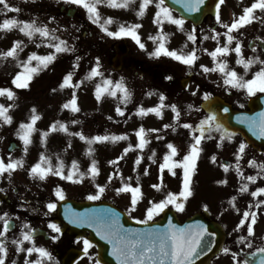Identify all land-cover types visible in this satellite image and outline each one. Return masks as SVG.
<instances>
[{"label": "snow or ice", "instance_id": "obj_1", "mask_svg": "<svg viewBox=\"0 0 264 264\" xmlns=\"http://www.w3.org/2000/svg\"><path fill=\"white\" fill-rule=\"evenodd\" d=\"M35 2V0H32ZM225 0H218L215 4V24L219 25L223 31H217L215 28L210 29L211 36H204V40L211 38L216 41V46L209 51L207 48L198 49L195 46L190 51H184L183 48L176 50L170 49L167 45L171 33L164 31L165 24L173 25L180 31H185L186 20L183 15H174V9L169 7L166 0H139L138 10L133 8L137 5V0H56V3H63L66 5H74L85 11L88 21L99 27L105 36L113 39H121L129 37L133 40L141 50L147 51L146 44L142 42L139 30L142 24L138 22L133 23H117L111 17H103L100 11L101 6H106L112 9H131L135 11L136 17L142 19L150 6L154 5L155 12L152 23L157 26L158 31L155 35H149L148 39L152 41L153 50L148 52L150 58L159 59L161 57L170 58L173 61L179 62L182 65L192 68L199 60V51L207 53L213 62L212 67L200 65V68L205 74L218 73L222 80V86L228 90L243 91L247 97H254L257 93H264V58L256 55V50L253 48V55L245 56L242 48V42L238 38L243 35L241 29L253 24L254 21H259L264 24V0H252V2L243 7L241 14L234 15L230 22L223 21L221 17V5ZM173 4L179 5L184 12L188 14L201 12L205 5V0H172ZM21 9L18 6H13L10 0H0V16L4 17L0 21V32L8 33L18 31L23 34L27 41L35 43L38 39L39 43H35L36 48L42 45L49 49L46 54H38L36 51L30 52L26 58L21 59V53L24 52L27 44L25 40L13 41L11 47L7 50H0V63L12 62L19 71H16L11 79V85L17 90H29L33 84L34 79L45 70H48L51 65L58 59L60 54L74 52L75 48L69 45L67 40L61 39L57 34V28H50L47 23L39 22L38 19L32 18L27 21L18 19L16 17H8V13H19ZM259 13V15L257 14ZM54 19V18H53ZM117 23L115 30L110 29V25ZM75 27V26H74ZM188 42L192 45L197 43V27L193 25L190 31L186 33ZM259 39V37H257ZM187 47V44L184 46ZM235 53L236 65L242 66L243 74L238 73L235 68L230 67L227 57ZM81 57H76V62L73 64V71H69L62 78L59 84L60 90L71 89L70 98L62 104L64 110H68L73 114L81 112L78 105V96L76 89H79L85 82L97 81L94 84V97L96 101L102 102L106 97L116 98L119 104L115 108L118 116L125 115L124 108L119 105L127 106L133 98V92L129 87L126 78L121 76L119 79H113L111 75H106L102 68V61L99 56L94 60L90 69L86 72L83 79L75 82L73 77L76 75L75 70L79 68V61ZM255 71H252L253 68ZM250 74V78L249 77ZM165 79L172 80V76H166ZM199 90L192 92L196 95ZM57 89H53V92ZM153 93L149 92L148 95ZM0 97L12 101L8 105L0 103V126L13 123V117L10 114V109L14 107V102L17 99V92L13 87H0ZM159 103L154 107H138L135 115L145 117L149 114H155L156 117H163V110L170 108L174 114L173 124H165V129L171 128L173 131L176 127H182L189 130L191 142L189 143L185 154L180 156L178 146L172 142L166 144V153L162 156V162L159 163V182L150 185L157 192L164 191L166 185L164 184L163 175L165 171L172 176L177 175V169L181 170V180L178 191H166L162 199L148 200L144 207L143 218H137L134 213L138 211L139 205L144 198L140 184V176L137 175L135 184L131 182V177H124L120 174L119 169L114 171L107 177V182L103 185L95 183L96 178L100 175V168L96 159L91 160V164L86 170H80V164L73 160L70 167L66 166L60 156H56V162L42 152L39 156L38 162L31 165L28 169V175L33 180L41 182L46 181L50 176L58 177L61 180L69 181L71 183H83L85 179H90L94 184V190L89 192L86 196L88 201H99L101 197L108 190V185L113 182V179L119 180V186H115L112 190L116 196L125 195L129 199L126 210L129 217L137 224L149 225L154 218L166 209L174 208L177 212H184L186 202L193 196V177L197 171V162L201 158L204 151L202 142L205 140L217 139V147L222 148L225 142H231L236 137L237 133L232 131L230 125L225 123L215 110L209 108L206 114L198 123H181L182 112L176 104L165 103L167 97L163 93L158 94ZM202 99L205 102L212 100V94L205 92ZM243 107V105H240ZM188 110L199 112L200 109L194 108L192 104L187 105ZM224 113H229V108H223ZM41 117L37 113V109H31V115L27 122L20 123L16 130V136L23 144V152L28 153L30 145L33 143V135L39 129L36 127L37 121ZM108 120H112L109 116ZM237 122L247 125L248 130L253 136L264 139V112L258 113L256 116H238ZM80 121L73 119L72 125L79 124ZM160 129L152 128L145 129L143 126L135 131L137 143L135 148L143 152L145 147L150 143V134L158 133ZM61 132L69 136L79 137L87 145L86 155L94 157V145L98 143H117L128 139L127 135L116 134H97L94 136L85 135L82 131L72 132L69 125L56 120L52 123L47 131L40 133V142L42 145L47 144V139L51 133ZM157 140H163L164 137L157 135ZM3 137H0V141ZM248 144L244 141L239 142L235 149V170L236 174L245 181L239 187L240 193L249 192V183H255L258 178L264 179V163H257L255 159L248 161V165L257 169L256 175H245L241 168V161L246 155ZM71 143L68 148H71ZM9 149L7 157L0 156V179L7 178L9 183L12 182L13 174L17 170L24 169L25 161L21 158H14L12 151ZM130 150H133V145L129 144L124 148L123 155L118 156L114 160H110L109 164L118 165L119 161L124 159ZM156 153L153 151L152 155L148 157L153 163H156ZM179 157V158H178ZM143 157L138 155L135 164L139 166ZM211 160L216 162V155H212ZM225 172H228L232 165L222 164ZM148 169H144V175H148ZM226 184V180L220 181ZM0 188V192H4ZM251 197L257 198L264 196V187H257L255 191L250 192ZM54 196L57 201L65 200L64 189L57 186L54 189ZM236 197L229 200V205L240 212L236 207ZM264 206V199L256 200L254 204L248 206V210L243 211L242 217L236 226V231H239L246 226L247 236H239L237 243H245L250 237L254 236L253 226L257 223V212L252 209H260ZM48 212H54L57 208L56 202H48L46 204ZM204 210L208 208L205 205ZM47 214V213H46ZM65 215L69 223L84 227L93 228L102 240L111 245V255L115 258L117 264H195V259L198 258L205 250L211 251L212 241L205 240V237H213L215 233L210 232L205 224L197 223L185 225L183 227L173 224L169 220L164 228L147 227L143 230L125 228L120 222V214L112 208L88 209L84 212H76L70 207H66ZM0 221H3L2 230H0V264H6L9 259V247L6 243L7 233L11 228V220L8 214L0 215ZM247 222V223H246ZM48 227L54 233H60L61 228L57 224H49ZM35 229L31 228L29 224L24 223L20 233V237L11 240V244L15 246L16 253H25L24 264H59L55 261L52 252L43 246H37L34 240ZM53 241L59 239L57 235L51 237ZM25 242L30 246L24 247ZM83 254L88 256L89 249L93 247L90 240L84 239ZM248 247L251 244L248 243ZM225 254L230 252V249L225 247L222 250ZM259 253L264 254V247L258 248ZM35 254V259H30ZM255 256V253H252ZM232 260L235 264H240L237 253L231 252ZM12 264H16L12 261ZM94 264H100L99 260H95ZM244 264H248L244 261ZM258 264H264V255H261Z\"/></svg>", "mask_w": 264, "mask_h": 264}, {"label": "flooded vegetation", "instance_id": "obj_2", "mask_svg": "<svg viewBox=\"0 0 264 264\" xmlns=\"http://www.w3.org/2000/svg\"><path fill=\"white\" fill-rule=\"evenodd\" d=\"M137 2H139V0H137ZM10 3L13 6H16V0H10ZM71 7H73L75 11L73 17H68V10ZM109 11L110 8L107 7V12ZM154 12L155 8L154 5H152L146 12L145 16L137 21L142 24V28L139 32L142 31L140 32V35L142 42L146 44L147 51L141 50L129 37L117 39L116 42L124 41L127 45V52L119 61L117 60V53L114 50L113 43L112 47L103 44V39L99 37V35H104L103 32H101L98 26L88 21L85 11L77 6L56 3V0H35V2H32L31 0L29 11L26 12V14L23 12H21V14L10 12L8 13V17H16L19 19V16H22V20L25 21L36 18L39 22L47 23L50 28H57L58 34L62 35L63 38H65L67 30L71 31L76 38V42L72 45L74 46L75 51L68 53V56L60 54L61 56L59 57L62 58L64 64L71 61L75 62L77 56L81 57L79 61L80 66L76 69V73L79 79H83L86 72L94 63L95 58L99 56L102 61V68L106 75L110 74L113 79H119L121 76L126 78V81L133 92L132 99L136 100L138 106L142 105L141 100L147 99L151 96L148 95L149 92L155 94L164 84L167 89L173 90V104H176L182 112L181 123H184L182 122L184 120L183 117H185L186 121H191L188 123L193 124L198 123L199 120L203 118L207 111L202 109L200 105L204 101L202 97L205 92H210L212 94V99L217 98L221 100L232 110L237 112L247 111L249 102L252 100L264 99V93H257L254 97H247L243 91H228L222 86V80L218 73L205 74L200 68V65L212 67L213 62L211 57L203 51L198 52L199 60L192 68H188L187 66L167 57H161L159 59L150 58L148 52L153 50L154 45L152 41L148 39V36L155 35L158 31L157 26L152 23ZM241 12L242 11H235L228 13L221 11V17L223 21L230 22L234 15L238 16ZM109 13L111 14V12ZM257 14L259 15V13ZM174 15L176 14L174 13ZM0 21L2 20L0 19ZM195 26L197 27L196 45H192L191 42L187 41L186 33L191 30L193 24L186 22L185 31L183 33L178 31L175 26L170 25V43L167 46L170 49L179 50L181 49L179 45L187 44V47L184 49L186 52L190 51L194 46L198 49L207 48L209 51L213 50L216 46V41L211 38L204 40L203 37H210V29L212 28H215L217 31H223L219 25L215 24V15L212 17H205ZM110 29L113 30L111 27ZM241 32L243 35L238 38L242 42V48L246 58L253 55V48L256 50V55L264 58V24H261L259 21H254L253 24L241 29ZM257 37H259V39H257ZM15 40L16 31H12L10 43L7 44L6 40L2 39L0 50H3L2 48L7 50ZM28 47H25L26 51L32 52L33 49ZM48 51L49 50L45 47L42 49L44 54ZM227 59L230 67L235 68L238 73L243 74L244 70L242 66L236 65L235 63V53H231ZM11 63L12 62L0 63V87H13V90L17 92V99L14 102L15 107L18 100V90L14 89V86L11 85V79L16 71L12 72V69H10V71L7 72V68L10 67ZM255 70L256 68L254 67L252 71ZM166 76H172L173 79L167 80L165 79ZM187 77L189 78L187 89L183 90L181 88V80ZM248 78H250V74ZM197 86H199L197 94L192 95V92L197 90ZM25 94L26 95H23L22 97H28L31 95L28 92ZM193 100L201 101L198 104L197 102L193 104ZM2 101H5V103L8 104L13 103L4 97H0V103H2ZM189 104H192L194 108L200 109V111L196 112L188 110L187 105ZM240 105H243V107ZM137 108L133 109L134 113ZM256 108L261 109L263 107L258 105ZM12 109L13 108L10 109V112H12ZM163 111L170 113L172 116L171 124H173L174 114L171 112L170 108H166ZM178 128L183 130L182 127ZM10 130L12 131L13 129ZM171 133L173 141L172 129ZM0 137H3V140L0 141V156L6 158L9 145L14 141V135H5L2 125L0 126ZM217 139L205 140L202 142L204 151L197 162V171L193 178L206 179L208 180L207 184L213 179L214 183L219 185V187L204 189H200V187L198 189L193 188L194 194L190 197L191 202L186 203L184 212H177L171 207L169 209L175 213L176 217L181 222L192 218L195 215H201L202 222L209 226L208 228L210 232L215 233L213 237H205L206 241H212L211 251L206 250L201 254L195 259V264H235L232 260L231 252L237 253L240 264H244V261H246L244 256H251L248 264H258L260 256L264 254L259 253L257 249L264 247V240L261 239L259 235H254L243 244L237 243L239 236H247V232L246 226L239 231H236L235 229L242 217L243 211L248 210V206L254 204L256 200L264 197L260 196L253 198L250 195V192L255 191L257 187H264V182H261L259 186L254 187L247 193H240L237 189L226 191L225 188L231 178L230 175H232L235 180H238L239 178L235 170L236 161L234 153L239 142H245V140L241 135L237 134L233 141L225 142V145L222 148H218ZM247 150L255 156L264 157L261 155L263 151L262 149L261 151L253 150L248 146ZM220 152H223L224 158L218 159ZM12 155L14 158H17L15 151L12 152ZM212 155H216L217 157L215 163L211 160ZM222 161L228 162L229 165H232L228 172H225L223 167H221ZM206 170H210L211 174L206 173ZM176 171L177 175L173 176V178H181V170L177 169ZM221 173H223V175H221ZM222 180H226L227 183H220ZM0 188L5 190L4 192H0V215L7 213L12 225L7 233L6 243L9 247V259L6 260V264H12V261H15L16 264H24L25 253H16L15 246L11 244V240L20 237L24 223L29 224L31 228L35 229L34 240L36 241L37 246H43L51 251L55 261H58L59 264H94L95 260H99V248L105 251L101 239L90 236L87 231L82 232L80 226L72 224L74 230L67 232L65 226H68L69 224H67L68 221L65 218L66 215L63 214L58 216L57 211L61 202L72 200L77 204H81L83 201H88L86 198H80L75 194H67V190L64 189L65 200L57 201L54 196L55 188L51 185L48 179L43 182L33 180L28 173H23L18 170L13 174L11 183H9L7 178L0 179ZM201 190L207 191L208 195L212 197V200L217 202L207 201L205 199H202L201 202H192L194 201V196H196L198 191L200 192ZM150 191V189H142L144 199L143 202L140 203L138 211L134 213L137 218H143L144 207L148 200L160 199V194L157 193L156 190L153 194H151ZM171 191H173V189ZM113 192L112 189H108L99 201L89 202L97 203L105 201L110 203L115 208L124 212L130 219L126 210V205L129 203L128 197L125 195L117 196L120 201L119 203ZM234 196L236 197V207L240 209L239 213L228 203ZM242 200L247 201L245 204H242ZM48 202L57 203V208L54 212H48L46 207ZM205 205L208 208L207 211L204 210ZM252 210L257 212V223L253 226L254 231L257 227L264 231V224L260 223L264 209L261 207L260 209L253 208ZM161 215L162 213L156 216L150 224L157 222L161 218ZM227 215H232V219H227ZM210 222L212 225H208L211 224ZM52 223L60 226V233H54L48 227V225ZM2 226L3 221H0V230H2ZM53 235H57L59 239L53 241L51 239ZM84 239L90 240L93 244V247L89 249L88 256H84L82 251V241ZM98 240L101 241L100 246L98 245ZM248 243L251 244V247H248ZM27 246L30 245L25 242L24 247ZM225 247L230 249L228 254H225L222 251ZM252 253H255V256H253ZM105 256H107L106 252ZM35 258V254L30 257V259ZM100 264L107 263L100 262Z\"/></svg>", "mask_w": 264, "mask_h": 264}, {"label": "rangeland", "instance_id": "obj_3", "mask_svg": "<svg viewBox=\"0 0 264 264\" xmlns=\"http://www.w3.org/2000/svg\"><path fill=\"white\" fill-rule=\"evenodd\" d=\"M31 3V0H16V6H18L21 9V12L25 13L29 11V5ZM232 3V0H225V7H229L230 4ZM101 8V13L103 17H111L113 18L117 23H133L137 22L140 18L136 17L135 11L131 9H112L110 8L111 14L107 12V7L102 6ZM133 8H136L138 10V2L137 5H134ZM230 11L229 9H227ZM26 14V13H25ZM232 14V13H231ZM233 16V15H231ZM4 17L0 16V19L2 20ZM117 23L112 24L114 27H117ZM142 32V31H140ZM9 33V32H8ZM19 33V32H18ZM4 34L3 32H0V35ZM20 35L23 36V34L19 33ZM58 34V32H57ZM8 35V34H7ZM6 35V37H7ZM59 35V34H58ZM68 37H65L64 39L67 40V42H70ZM108 43L107 45L109 46L111 41H113V38L107 37ZM21 40V39H19ZM2 39H0V44ZM169 44V43H168ZM180 48L185 49V45H179ZM4 50V48H2ZM63 55H68L67 53H64ZM61 56V55H59ZM22 59V57H21ZM53 70L52 67H50V70H45L39 74L35 78V80H38L35 82L34 86H31V88H34L32 91L33 95H30L29 98H35L36 97V91L40 89V87L46 88L47 86L51 85L52 78L54 79H59L63 77L62 74V67L58 66L57 64H53ZM62 68V69H61ZM72 68V67H71ZM70 68V69H71ZM9 69H12L13 71L19 70L18 67L15 66L14 63H11ZM69 69V68H66ZM63 71L67 73L64 69ZM55 76V77H54ZM54 81V80H53ZM61 83V82H60ZM58 83L53 89H57V91L52 92V96L50 98L49 102H43L44 99H41L40 101H24V102H18V104L13 107L11 115L13 117V126H16L18 129L20 123L27 122L28 119L30 118L31 115V109L35 107L37 109V113L40 115L41 119L37 121L36 127L39 129L36 133L33 135V143L30 145L28 153L25 155L23 152L22 154H18L19 157H27L28 161H31L28 163L29 165H33L39 160V156L42 152L46 153L52 158V155H54V158L56 159V156H60L61 159L64 160L66 166L71 165L73 160H76L80 164V170L84 171L86 170L87 167L90 166L91 160L94 158L97 160L99 168H100V175L96 178L97 180L95 183H99L101 185L105 184L107 182V177L111 175L114 171L119 169L120 174H122L124 177H131L132 180L131 182L135 184V179L137 175L140 176V184L141 188L143 189H150V193L153 194L155 189L150 187V185L154 183L159 182V161H156V163L150 162L148 157H145L144 160L141 161V164L137 166L135 163L136 157L138 156L139 153H137V150L133 148V150H130L126 155H124V159L120 160L118 165H109V172L107 171L106 174V169L108 167L109 161L116 159L118 156L123 155V150L124 148L128 147L129 144H132L133 147L137 143V138L135 136L136 130H138L139 127L143 126L145 129H164L165 124H169L171 116H167L163 114V117H156L155 114H149L145 117H139L135 115L133 109L137 107H149L148 104L144 103L140 106L135 104L133 100V104H129L127 106L120 104L119 106L124 108L125 115L123 117L118 116L115 112V108L119 104V101L116 98H111V97H106L103 99L102 102H97L95 97H94V84L95 81L90 82L89 84L85 83L82 84L79 89H76L77 96H78V105L81 108V112L77 114L72 113V117H70L72 120L76 119L80 121L81 124V130L85 135L89 136H94L97 134H116V135H127L128 139L124 141L117 142L115 144L113 143H98L94 145L93 147L95 148V154L94 157L86 155L87 151V145L79 139V137H73L69 136L65 133L61 132H56V133H51L47 139V144L42 145L40 142V133L43 131H47L52 124V121L54 120L55 116V121L56 120H61L62 122L66 123L69 125L70 131L72 132H77L75 125H72L71 123H68L65 118V116H69L71 114L70 111L64 110L62 108V104L67 101V99L70 98L71 94V89H65V90H60L59 89V84ZM50 89V88H49ZM48 89V90H49ZM21 94V92L19 93ZM25 93H23L24 95ZM158 94L152 95V98L156 97V99L159 100ZM47 96V95H46ZM167 99L165 103L167 104H172V98H173V92L170 91L169 94L166 96ZM169 97V98H168ZM22 98H19L20 100ZM53 99V100H52ZM49 100V99H48ZM47 101V100H44ZM197 102L196 100H193L192 103L195 104ZM159 103V102H158ZM158 103L152 105L151 107L156 106ZM152 104V103H151ZM94 110L95 112H98L96 114L93 113ZM107 114L112 115L114 120H108ZM82 115V116H81ZM71 116V115H70ZM81 116V117H80ZM165 118V120H164ZM182 122H191V121H186L185 117H183ZM124 121V122H123ZM174 121V120H173ZM54 123V122H53ZM109 123V124H108ZM79 124V125H80ZM5 128V135L10 134V130L7 126V124H4ZM108 128V130H107ZM133 131V132H131ZM164 131V130H163ZM163 131H159L158 133H152L150 136H157L161 135ZM16 133V132H15ZM171 132H168L167 135H171ZM182 134H186L184 131ZM16 142L20 145V147L23 149V144L19 140V138L16 136ZM165 141L171 142L169 137L164 138ZM191 142V139H189ZM68 142V143H67ZM71 143L72 147L68 148V144ZM173 143L178 146L179 153L183 154L185 147L188 145L189 141L186 138L182 137H177L173 138ZM150 144V143H149ZM215 146V145H214ZM213 146V147H214ZM166 145H164V142L162 140H158L154 146L151 149L150 155H152L153 151L156 153L158 157H160L164 153ZM134 158V159H132ZM224 158L223 152H220L218 159ZM255 159L257 163H264V157H259L253 155L249 150H246V155L244 159L241 161V168L246 172L245 175H256L257 169L250 167L248 165V161ZM26 160V159H25ZM55 163V161H53ZM148 169V175H144V169ZM22 171H25L22 170ZM26 172V171H25ZM206 173H210V170H206ZM223 175V173H221ZM231 178L229 182L226 184V191H230L232 189H237L239 191L240 185L243 183L242 181L235 180V178L230 175ZM171 174L165 171L163 175V180L164 184L166 185L165 188L174 189L177 191L179 189L180 185V180L179 183H176V180H173L171 178ZM55 179V178H54ZM179 179V178H176ZM57 180V179H56ZM61 180V179H60ZM261 180L258 178L255 183H252V187L258 186L261 183ZM64 181L65 185L68 186L65 190H67V194H72V195H77L80 198H85V196L93 191L94 189V184L90 179H85L81 185L80 183H71L65 180ZM175 182V183H173ZM119 180L118 179H113V182L108 185L109 189H113L115 186H119ZM178 184V185H177ZM195 185V184H194ZM193 185V187H194ZM144 186L146 188H144ZM212 187H219V185L214 183V180L211 179L209 184H204L200 187V189L204 188H212ZM171 189V190H172ZM167 191L166 189H164ZM174 191V192H175ZM113 194H115L113 192ZM163 196V195H162ZM117 201L120 203L118 197L115 195ZM151 197V196H147ZM202 199H205L207 201H214L212 200V197L208 195L207 191L201 190L200 192L198 191L197 195L194 196V201L192 202H201ZM249 199V197H248ZM260 199H264V197H261ZM247 200H242L241 203L245 204ZM217 202V201H214ZM264 209V206H262ZM227 219H232V215H227ZM260 223L264 224V213L260 219ZM254 235H259L261 239L264 240V231L261 230L259 227H257L254 231ZM228 262V261H227Z\"/></svg>", "mask_w": 264, "mask_h": 264}, {"label": "water", "instance_id": "obj_4", "mask_svg": "<svg viewBox=\"0 0 264 264\" xmlns=\"http://www.w3.org/2000/svg\"><path fill=\"white\" fill-rule=\"evenodd\" d=\"M218 2V0H205V5L203 6V8H202V10L201 11H203L202 12V15H201V17L200 18H202L204 15H206V14H212L213 13V10H214V8H215V4ZM176 6V8H180V6L179 5H175ZM179 11L181 12V14L185 17V18H188V19H191L192 21H194V22H196V20L197 19H199V16L197 17V18H195L194 16H193V14H188V13H186V12H184L183 11V9L182 8H180L179 9ZM195 18V19H194ZM215 107H217V106H219L218 105V103L216 104V105H214ZM219 115V114H218ZM220 116V118L224 121V120H226V116H224V115H219ZM233 116L234 115H229L228 116V118L229 119H233ZM231 120L228 122H226V121H224L225 123H227L228 125L230 124V128H235V130L236 129H238V131L239 132H241L246 138H247V140L249 141V142H251V143H254L255 141H254V137L253 136H251L249 133H251L249 130H248V128H247V126H239V125H237V123L236 124H234V126L231 124ZM233 123H234V121H233ZM239 127V128H238ZM236 132V131H235ZM247 132H249V133H247ZM252 134V133H251ZM253 135V134H252Z\"/></svg>", "mask_w": 264, "mask_h": 264}]
</instances>
